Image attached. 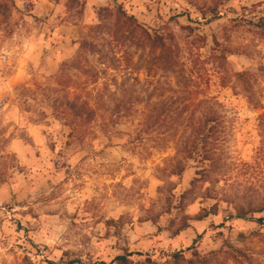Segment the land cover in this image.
<instances>
[{"label": "rangeland", "instance_id": "374dc122", "mask_svg": "<svg viewBox=\"0 0 264 264\" xmlns=\"http://www.w3.org/2000/svg\"><path fill=\"white\" fill-rule=\"evenodd\" d=\"M13 2L0 0V264H264V211L250 212L264 204V0ZM117 5L167 37L175 71L96 27Z\"/></svg>", "mask_w": 264, "mask_h": 264}, {"label": "trees", "instance_id": "16d2710c", "mask_svg": "<svg viewBox=\"0 0 264 264\" xmlns=\"http://www.w3.org/2000/svg\"><path fill=\"white\" fill-rule=\"evenodd\" d=\"M13 5V0H10ZM216 14V13H214ZM98 15V21L99 23L96 25L97 28H106L110 32V36H112L113 40L116 42H123L128 41L135 47L144 48L146 46H149L151 48H157L160 51V54L163 55L162 59H164L165 67L169 71H175L177 61L175 56L172 54V44L167 41V37L164 34H151L144 26H142L140 23H138L137 19L133 16L128 14L120 5H117L116 7H101L97 11ZM215 16V15H214ZM111 20L113 24L108 25L110 27H107V21ZM182 28H188V27H182ZM240 80L246 84V81L244 80V77L242 75H239ZM246 91L249 93L247 85L245 86ZM82 106L85 107L86 113H84L87 117L92 115V110L88 108L87 103L82 102ZM76 116H79L78 114ZM156 119V118H155ZM216 121V118L214 116H211L206 119V122H214ZM199 129V128H198ZM195 140H199L200 144L204 146L208 143V136L207 134L201 133V131H194ZM214 135V134H212ZM212 138V137H210ZM201 146V145H200ZM186 150V148H185ZM188 155L184 157V159H187L191 156V149L188 151ZM205 158H202L203 161L208 160L213 162V147L211 146L207 151H205ZM185 164L183 163L182 159H177L176 164L174 166L173 171L177 172V174H180L184 170ZM201 175L204 181L209 180L212 172L211 164L209 166H204L198 171ZM199 178H195L191 182V189H189L186 193H191L193 191L194 183L195 181H199ZM264 211V204H262L259 208L256 210H252L250 212H262ZM247 215V212L245 209L241 208L237 216L238 218H245ZM264 220L263 217H259L256 219L257 222H262ZM181 228L180 230H182ZM173 261L175 264H180L182 260H184L183 254L180 252L174 253L172 255ZM217 254L216 252H211L209 254L201 255L198 252L193 253V258L189 259L187 261V264H213L217 261ZM50 264H54L52 261H49ZM114 264H130L128 255H118L114 259Z\"/></svg>", "mask_w": 264, "mask_h": 264}, {"label": "crops", "instance_id": "0c3cea01", "mask_svg": "<svg viewBox=\"0 0 264 264\" xmlns=\"http://www.w3.org/2000/svg\"><path fill=\"white\" fill-rule=\"evenodd\" d=\"M1 63V62H0ZM17 74L18 73H14V74H11V75H9L8 77H7V81H8V84H12L13 82H15L16 81V79L18 78V76H17ZM2 92L0 91V98H1V96H2ZM4 95V94H3ZM6 107V100L3 102V106H0V110L1 111H3L4 110V108ZM0 111V112H1ZM12 112V109L11 108H8V110L6 111V113H11ZM7 114V115H8ZM11 120V119H10Z\"/></svg>", "mask_w": 264, "mask_h": 264}, {"label": "built area", "instance_id": "2783aa9c", "mask_svg": "<svg viewBox=\"0 0 264 264\" xmlns=\"http://www.w3.org/2000/svg\"><path fill=\"white\" fill-rule=\"evenodd\" d=\"M4 60V59H3Z\"/></svg>", "mask_w": 264, "mask_h": 264}]
</instances>
